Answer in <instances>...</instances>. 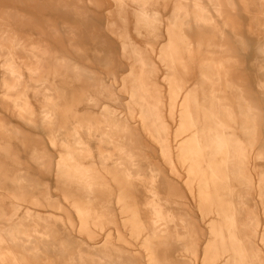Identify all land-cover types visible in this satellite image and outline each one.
Segmentation results:
<instances>
[{
	"label": "rangeland",
	"instance_id": "obj_1",
	"mask_svg": "<svg viewBox=\"0 0 264 264\" xmlns=\"http://www.w3.org/2000/svg\"><path fill=\"white\" fill-rule=\"evenodd\" d=\"M0 264H264V0H0Z\"/></svg>",
	"mask_w": 264,
	"mask_h": 264
},
{
	"label": "bare ground",
	"instance_id": "obj_2",
	"mask_svg": "<svg viewBox=\"0 0 264 264\" xmlns=\"http://www.w3.org/2000/svg\"><path fill=\"white\" fill-rule=\"evenodd\" d=\"M150 18V17H149ZM176 22V21H175ZM198 46V45H197ZM137 59V58H136ZM229 89V88H228ZM243 100H244V98H243ZM228 108V107H227ZM229 112V111H228ZM251 121V120H250ZM200 163V162H199ZM167 200V199H166ZM230 205V204H229ZM234 205V204H233ZM174 215V214H173ZM178 216V215H177ZM219 216V215H218ZM177 220H178V218H177ZM228 220V219H227ZM150 227V226H149ZM161 227V226H160ZM181 227V226H180ZM156 228V227H155ZM158 229V228H157ZM215 231V230H214ZM157 233V232H156ZM224 235V234H223ZM222 236V235H221ZM234 242V241H233ZM234 244V243H233ZM115 248V247H114Z\"/></svg>",
	"mask_w": 264,
	"mask_h": 264
}]
</instances>
